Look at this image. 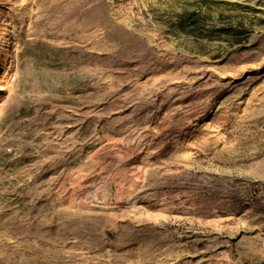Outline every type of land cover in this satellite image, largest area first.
I'll return each mask as SVG.
<instances>
[{"label": "rangeland", "instance_id": "rangeland-1", "mask_svg": "<svg viewBox=\"0 0 264 264\" xmlns=\"http://www.w3.org/2000/svg\"><path fill=\"white\" fill-rule=\"evenodd\" d=\"M0 264H264V0H0Z\"/></svg>", "mask_w": 264, "mask_h": 264}]
</instances>
